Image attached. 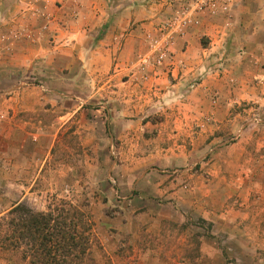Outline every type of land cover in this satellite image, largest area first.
Returning a JSON list of instances; mask_svg holds the SVG:
<instances>
[{
    "label": "rangeland",
    "instance_id": "1",
    "mask_svg": "<svg viewBox=\"0 0 264 264\" xmlns=\"http://www.w3.org/2000/svg\"><path fill=\"white\" fill-rule=\"evenodd\" d=\"M154 40L138 62L171 59L174 45L160 59L167 39ZM257 75L203 71L183 102L165 105L168 125L145 145L121 132L134 130V120L110 119L102 96L55 100L38 80L24 92L22 71L0 74V213L16 203L82 208L95 224L92 254L101 264H264Z\"/></svg>",
    "mask_w": 264,
    "mask_h": 264
},
{
    "label": "crops",
    "instance_id": "2",
    "mask_svg": "<svg viewBox=\"0 0 264 264\" xmlns=\"http://www.w3.org/2000/svg\"><path fill=\"white\" fill-rule=\"evenodd\" d=\"M183 3L0 0V74L22 71L24 92L34 86L28 81L38 80L35 87L55 100L102 96L110 119L134 120V130L121 132L148 145V134L168 125L165 105L183 102L186 86L203 71L252 70L264 77V0H234L227 14H202L177 38L171 59L138 62L146 40L157 38ZM80 88L86 96H78Z\"/></svg>",
    "mask_w": 264,
    "mask_h": 264
},
{
    "label": "trees",
    "instance_id": "3",
    "mask_svg": "<svg viewBox=\"0 0 264 264\" xmlns=\"http://www.w3.org/2000/svg\"><path fill=\"white\" fill-rule=\"evenodd\" d=\"M94 227L90 215L70 202L48 211L16 203L0 213V264H101L92 254Z\"/></svg>",
    "mask_w": 264,
    "mask_h": 264
},
{
    "label": "built area",
    "instance_id": "4",
    "mask_svg": "<svg viewBox=\"0 0 264 264\" xmlns=\"http://www.w3.org/2000/svg\"><path fill=\"white\" fill-rule=\"evenodd\" d=\"M183 6L176 8L173 15L165 21L161 30V36L167 39V46L160 59H164L171 47L174 45L176 36H184L187 28L197 23L202 14L211 16L227 14L233 5L234 0H182ZM158 38V37H157ZM154 40L156 38H149ZM154 40V44H157Z\"/></svg>",
    "mask_w": 264,
    "mask_h": 264
}]
</instances>
